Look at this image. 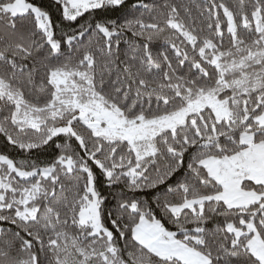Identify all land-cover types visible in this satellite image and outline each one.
Returning <instances> with one entry per match:
<instances>
[{
  "label": "snow or ice",
  "instance_id": "snow-or-ice-1",
  "mask_svg": "<svg viewBox=\"0 0 264 264\" xmlns=\"http://www.w3.org/2000/svg\"><path fill=\"white\" fill-rule=\"evenodd\" d=\"M0 136V264H264V0H0Z\"/></svg>",
  "mask_w": 264,
  "mask_h": 264
},
{
  "label": "trees",
  "instance_id": "trees-1",
  "mask_svg": "<svg viewBox=\"0 0 264 264\" xmlns=\"http://www.w3.org/2000/svg\"><path fill=\"white\" fill-rule=\"evenodd\" d=\"M32 2L36 3V4H42L44 6H48L52 0H32ZM128 4H131L133 2V0H127ZM148 2H152V0H148ZM173 2L175 3H188V0H173ZM230 3L234 2V0H229ZM193 15L197 14L196 9L193 8ZM51 15H52V19L54 22L58 21L60 19V13L56 10L55 7L51 8ZM116 16L122 17L123 13H116ZM85 19H88V15L85 14V17L83 18H79L78 21L76 22V26H78L79 23H83ZM129 36H131V34H128ZM153 51H158V50H164L165 48H167V46L162 42V41H156L153 42L151 45ZM73 143H75L73 141ZM54 149H48V153L46 155H51ZM0 151H7V153L10 156L16 157L17 159L21 158L20 154L17 151H14L11 149V147H7L6 148V140L4 139L3 136H0ZM101 187V191L103 192V194L105 196H109V198L111 197V190L107 189L104 186H100ZM148 199H151V196L147 197ZM157 215H159V212L157 211ZM109 227H111V224H108ZM0 227H6V225H0ZM169 227H171L169 225Z\"/></svg>",
  "mask_w": 264,
  "mask_h": 264
}]
</instances>
